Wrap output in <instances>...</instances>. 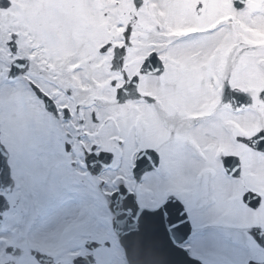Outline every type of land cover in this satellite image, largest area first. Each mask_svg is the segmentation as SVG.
Here are the masks:
<instances>
[{"label": "snow or ice", "instance_id": "1", "mask_svg": "<svg viewBox=\"0 0 264 264\" xmlns=\"http://www.w3.org/2000/svg\"><path fill=\"white\" fill-rule=\"evenodd\" d=\"M12 155L44 179L51 159L71 177L47 211L95 192L136 232L167 221L165 247L198 264H264V224L222 231L209 191L264 178V0H0V158ZM242 204L264 215L259 192ZM0 264H27L24 250L4 244Z\"/></svg>", "mask_w": 264, "mask_h": 264}, {"label": "rangeland", "instance_id": "2", "mask_svg": "<svg viewBox=\"0 0 264 264\" xmlns=\"http://www.w3.org/2000/svg\"><path fill=\"white\" fill-rule=\"evenodd\" d=\"M11 161L18 175L17 181L20 185L17 184V187L22 192L26 191L28 195L26 202L23 201L24 204L22 202L20 208L7 215L8 223L15 225L14 236L25 233L24 237H26L27 233L32 246H37L39 243L47 253L56 258V262L59 264H72V259L75 256L87 254L85 243L88 240L102 243L101 247H105V243L110 241L111 243L106 247L111 250L114 264H126L123 251L118 244V238L112 228L113 215L108 210L107 202L103 196L90 192L69 202L56 212L47 211L46 196L52 194L58 184L70 181L71 177L58 174L60 170L54 159L50 160V171L46 179L40 177L34 169L27 168L28 171H26L25 168L22 170L15 155H12ZM40 184H43V190L39 187ZM167 191L168 189L157 190L154 199L140 196V203L146 206H156L163 201ZM217 198L218 211H213L210 215L221 221L224 225L222 231L232 233L229 229L231 226L228 225H236L234 221H231L232 215H229L234 207L229 201H221V195H217ZM22 209L27 210L26 214H22ZM226 213L229 214L225 215ZM17 221L19 222L17 223ZM15 242L14 239H7L8 244ZM18 244L25 252L29 250L26 240H21ZM0 247L2 246L0 245ZM26 255L24 258L27 264H36ZM97 255L99 253L96 250L94 256Z\"/></svg>", "mask_w": 264, "mask_h": 264}, {"label": "water", "instance_id": "3", "mask_svg": "<svg viewBox=\"0 0 264 264\" xmlns=\"http://www.w3.org/2000/svg\"><path fill=\"white\" fill-rule=\"evenodd\" d=\"M115 211V210H114ZM125 224L129 227H126L130 235L125 237V241L131 251L134 264H198L196 260L188 258V253L177 248H167L165 247L169 237L165 236L166 239H155L153 237H146L143 231L136 232V224L134 218L130 219L128 216H124ZM149 222V221H146ZM167 222V221H165ZM145 221H142L144 225ZM169 228H173L169 226ZM126 232V230H125ZM124 232V233H125ZM165 232V230H164ZM170 236V235H169ZM172 239V238H170ZM157 241L156 244L154 241ZM162 240V241H161ZM173 240V239H172ZM174 241V240H173ZM157 250V251H154ZM162 250L164 252H162ZM178 255V259H170L172 255ZM91 261L88 259L85 263L82 260H79L77 264H90Z\"/></svg>", "mask_w": 264, "mask_h": 264}, {"label": "flooded vegetation", "instance_id": "4", "mask_svg": "<svg viewBox=\"0 0 264 264\" xmlns=\"http://www.w3.org/2000/svg\"><path fill=\"white\" fill-rule=\"evenodd\" d=\"M10 165H11V176H12V179L14 178L15 183H12V180L10 177L5 178L0 173V219H2L4 223H8L7 215H9L11 211L17 210L18 208H20V206L22 205V202L23 201L26 202V197L28 196L26 194V191L22 192L17 187V184L18 186L20 184H19V181H17L18 175L16 173V168L11 161V158H10ZM11 188H13L12 191H11ZM4 202H5V205H4ZM8 205H10V210L7 213L6 212L3 213L4 206H8ZM12 232L13 231H10V230H4V231H1L0 236L8 238L12 235Z\"/></svg>", "mask_w": 264, "mask_h": 264}]
</instances>
